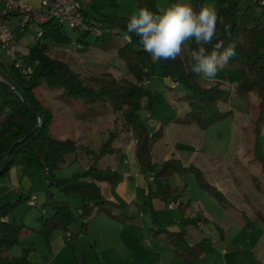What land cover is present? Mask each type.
Instances as JSON below:
<instances>
[{"label":"rangeland","instance_id":"374dc122","mask_svg":"<svg viewBox=\"0 0 264 264\" xmlns=\"http://www.w3.org/2000/svg\"><path fill=\"white\" fill-rule=\"evenodd\" d=\"M152 1L160 13L174 3L191 5V0ZM220 1L204 0L203 6L211 4L218 10ZM229 1L234 3L236 0ZM251 1L241 0L238 3L239 12ZM139 9L137 0H91L90 4L86 5V10L98 22H101L105 14H117L130 18ZM2 10L3 4L0 1V12ZM17 18L16 15H9L5 20L14 26ZM62 27L65 34L70 38L69 42L58 43L50 38H42L41 41L48 45L49 55L67 63L83 83L98 88L103 85L129 87L135 82L127 71L124 60L117 54V49L129 39L126 31L113 28L112 43L108 48L103 49L95 44L96 38L92 33L84 34V42H81L77 39L82 32L75 30L67 23H64ZM35 30L36 25H32L26 31H22L21 34H19V30L15 31L21 54H25L29 46L36 42ZM251 38L258 45L259 53L264 60V32L252 34ZM198 50L199 45L194 38L183 46L181 56L184 57L190 71L193 63L192 53ZM5 59L7 62L10 61L7 57ZM29 64L32 65L31 62ZM239 76V69L232 65L220 70L217 76L210 80L205 79L203 75L197 76L192 73L194 80L202 86L219 83L223 92L222 95L217 96V103L222 113L228 112V115L223 119L201 127L192 115L186 114L191 109L187 99L190 91L182 84H172L176 81L162 76L156 69L149 81L142 80L139 82V85H147L154 92L155 98L152 107L146 108L143 105L138 110V114L150 128V132L155 130L151 138V143H154L153 159L160 162L154 157L166 159L174 150L176 156H181L185 160L189 157L188 153L192 149V157L189 163L197 165L207 180L219 188H223L229 196L234 198L239 207L246 210V214L252 220L249 222L251 229H255L252 236H255L256 241H258L255 253L262 256L264 255V217L256 215L252 217L251 207H255V203L262 204L264 207V117L258 122L260 115L259 100L253 93L243 96L234 92L233 85ZM33 89L40 106L51 114L50 132L58 138H73L77 143L76 151L67 156L65 162L57 169L56 176H71L75 172L82 171L91 163L105 167L126 157V155L120 154L119 146L126 144L133 137V133L124 126L123 114L120 110L114 109V101L111 97L90 104L81 98H73L64 94L62 88L47 87L44 79H41ZM147 115L151 116L147 118ZM172 118H176V120ZM167 120L169 122L165 125L160 122ZM256 125H258L257 128ZM163 130H165L164 133H162ZM110 131L116 134L110 141L115 150L93 160L92 155L88 154L87 148L96 150L102 142L109 138ZM187 147H190L188 151L183 150ZM176 173H171L166 176L167 178L161 177V175L155 176V181L166 182L170 180L168 177L175 181L176 177L180 176L182 183L189 185L188 197L201 189L193 172ZM97 182L102 185V183L109 181L99 180ZM234 187L241 189L235 190ZM31 194L36 196L35 204H28L25 199ZM20 197H22L21 201L14 207L10 216L11 219L15 218L17 223H22L24 227H22L18 242L7 250V254L13 255L16 254L15 252L18 254L20 252L18 248L22 246H37V251L32 252V250L30 256L47 253L44 238L36 229L39 227L40 214L48 216L53 211L50 205L53 198L70 202L75 212L71 228L77 232L79 228L77 209L81 205L79 196L65 194L56 186L49 185V179L44 169L24 170L19 165H12L0 176V205L5 202L16 201ZM248 198L253 205H249ZM105 208L100 206L96 211ZM120 208V206H111L107 207V210L114 211ZM148 218L152 219L151 215L148 214ZM121 219H124L122 215ZM242 220L244 231H250L247 229L248 220L245 217ZM186 227L191 229L189 233L192 234L195 225L190 222L186 224ZM153 229H157V227H152ZM152 230H147V237L150 240L154 237ZM75 237L76 234L73 238ZM189 239L192 240V237L189 236ZM37 240L42 241V244L38 245ZM240 257L241 259L244 258L245 253L240 254Z\"/></svg>","mask_w":264,"mask_h":264},{"label":"trees","instance_id":"16d2710c","mask_svg":"<svg viewBox=\"0 0 264 264\" xmlns=\"http://www.w3.org/2000/svg\"><path fill=\"white\" fill-rule=\"evenodd\" d=\"M240 1L236 0L234 3L229 0L220 1L218 13L223 19V24L218 23L213 44L222 42L225 47L230 42L237 44V56L229 63V65L237 67L240 71V76L233 85L234 92L243 96L253 93L258 98L259 122L264 117V60L251 35L264 32V3H261L260 0H252L239 12L238 3ZM203 3L204 0H191V5L196 11L203 7ZM137 4L139 8L146 7L154 13H160L152 0H137ZM84 12L85 16L97 23L99 32L93 34L96 38L95 44L103 49L108 48L112 43L113 28H119L127 32L129 39L117 49V54L124 60L127 71L135 80L129 87L103 85L94 88L88 86L83 83L67 63L49 55V47L44 41H41L42 38H50L58 43L70 41L69 36L63 30V24L54 19L42 24L41 35L37 37L36 42L29 46L28 51L23 55L27 62L32 63V72L28 77L22 76L13 65L0 63V67L15 80L19 87L17 89L16 86L2 76L3 79L0 80V176L12 165H19L24 170L42 168L46 171L49 185L56 186L65 194H76L81 201L78 211L79 228L77 232L71 228L75 212L70 202L55 198L50 201L53 211L48 216L40 214L39 227L36 230L41 233L46 243L49 242L55 228L76 235L85 233L89 220L98 207L104 206L107 209V207L120 205V203L106 197L97 182L99 180L109 182L116 180L118 173L110 166L101 167L91 163L82 171L75 172L71 176H56L57 169L65 162L67 156L76 151L77 143L73 138H58L50 132L51 114L40 106L33 89L41 79L45 80L47 87L62 88L64 94L73 98H81L90 104L111 97L114 101V109L120 110L123 114L124 126L134 135V157L139 170L143 174L153 173L154 176L161 175L164 177L173 172H193L203 190L212 194L223 206H228L230 204L228 198L215 184H212L203 176L198 167L181 165L178 159L174 157L160 162L153 159L151 138L154 134L149 133L148 126L138 114V110L143 105L146 108L152 107L155 98L154 92L147 85H139V82L142 80L149 81L155 70L158 69L162 76L176 81L174 85L177 83L182 84L190 91L187 99L191 109L186 114L192 115L199 126L205 127L228 115V112H221L217 103V96L222 95L223 92L219 83L210 86L199 84L192 77L183 56L178 57L176 60L153 62L151 56L143 50L139 38L127 31L126 24L129 17L105 14L101 22H98L90 12L87 10ZM8 16V14L0 12V19H6ZM228 25H231V39H227L224 32V28ZM80 32L82 33L77 40L84 42L83 35L89 32ZM205 47L209 52L212 50V45H206ZM25 96L29 98L36 111H33L29 106ZM37 113L42 114L41 124L23 139L24 135L29 133L38 123ZM114 136L116 134L110 131L109 138L102 142L96 150L87 148L88 154L92 155L93 160L115 150L110 143ZM16 140L21 141L16 143L8 153L10 146ZM7 153V158L3 163ZM161 193L168 198H181L186 193V188L166 190ZM27 197H25L26 200ZM21 198L0 205V264H28L29 255L34 249L32 246L24 247L19 254H7V250L18 242L22 227H24L22 223H17L15 218L11 219L10 216ZM187 203L188 201L183 204L182 199H180L178 206L181 208ZM115 216L121 215L117 213ZM122 216L125 218L124 214ZM152 231L153 236L163 237L189 264H208L200 255L199 249L188 242L183 229L158 227ZM79 264H88L84 252L81 255Z\"/></svg>","mask_w":264,"mask_h":264},{"label":"crops","instance_id":"0c3cea01","mask_svg":"<svg viewBox=\"0 0 264 264\" xmlns=\"http://www.w3.org/2000/svg\"><path fill=\"white\" fill-rule=\"evenodd\" d=\"M24 1L36 4V0ZM148 116L151 115L146 117ZM172 119L176 120V118ZM160 122L165 125L169 121ZM154 131V129L152 132L149 130V133L154 134ZM153 144L152 142V155ZM176 144L179 143L176 142ZM134 146V135L126 144L119 146L120 154L126 157L119 162L107 165L117 171L118 177L114 182L99 185L103 194L120 203L121 208L114 211L97 210L89 220L87 231L76 235L75 238H73L75 234L68 237L67 232L55 228L48 243L43 239L47 253L29 255L28 264H79L83 252L88 264H189L163 237L154 236L150 240L147 237V230H152V227L183 229L188 242L199 249L200 255L208 264H255L256 262L264 264V255L259 256L255 253L258 241L255 236H252L255 232L249 224L252 220L232 196L215 184L230 202L228 206H223L212 194L201 187L202 190L199 189L188 197L189 185L182 183L180 176H177L175 181L168 177L169 181L156 182L153 173L143 174L139 170L134 157ZM188 146L191 147V145ZM190 147L183 150L188 151ZM188 155L190 158L183 160L172 150L168 158L174 157L181 164L184 163L183 165L198 167L189 163L192 149ZM154 158L159 161L165 160V158ZM183 188H186V193L181 198H168L161 193L166 190H182ZM234 189L240 190L241 188L234 187ZM171 199L178 202L182 199L183 204L187 201L188 203L181 208L177 206L172 209L167 205ZM247 202L250 206L253 205L249 202V198ZM254 205L255 207H251L252 217L255 215L264 217L262 204L255 203ZM117 213L124 214L125 218L115 216ZM148 214L152 219L148 218ZM243 217L248 220L247 229L250 231H244ZM190 222L195 225L192 234L189 233L191 229L186 227V224ZM37 243L41 245L42 241L37 240ZM24 247L18 248V251ZM33 247L32 252H36L37 246ZM243 253L245 257L241 259L240 254Z\"/></svg>","mask_w":264,"mask_h":264},{"label":"clouds","instance_id":"9594fccd","mask_svg":"<svg viewBox=\"0 0 264 264\" xmlns=\"http://www.w3.org/2000/svg\"><path fill=\"white\" fill-rule=\"evenodd\" d=\"M218 23L223 24V19L214 5L206 4L196 12L190 4L174 3L159 14L140 8L131 15L126 29L139 38L153 62L176 60L182 55L185 43L194 38L200 47L192 53L191 71L210 80L237 56L235 42L226 47L222 42L213 44ZM224 32L231 39V25ZM206 45H212L210 52Z\"/></svg>","mask_w":264,"mask_h":264},{"label":"built area","instance_id":"2783aa9c","mask_svg":"<svg viewBox=\"0 0 264 264\" xmlns=\"http://www.w3.org/2000/svg\"><path fill=\"white\" fill-rule=\"evenodd\" d=\"M3 4L1 13L16 15L18 18L14 26L5 19H0V63L13 65V67L24 77H28L32 72V65L27 62L19 52L15 31H26L28 27L36 25L35 34L42 33V24L50 19H54L61 24L67 23L77 31H85L92 34L99 32L97 23L85 16L86 5L90 0H36V4H31L24 0H0ZM264 3V0H260ZM15 27V28H14ZM9 58V62L5 58ZM3 79L0 74V80ZM36 196L31 194L27 197L29 204H34ZM176 200H170L168 207H177ZM67 236L71 233L67 231Z\"/></svg>","mask_w":264,"mask_h":264},{"label":"water","instance_id":"95a60500","mask_svg":"<svg viewBox=\"0 0 264 264\" xmlns=\"http://www.w3.org/2000/svg\"><path fill=\"white\" fill-rule=\"evenodd\" d=\"M0 74L8 81L10 82L11 84H13L14 86H16V88L18 89V85L16 84L15 80L6 72L4 71L1 67H0ZM28 103H29V106L32 108L33 111H36L33 104L30 102L29 98L27 96H25ZM38 115V123L33 127V129L31 131H29V133H27L26 135H24L23 139L26 138L29 134H31L34 130H36L39 125L41 124L42 122V114L41 113H37ZM21 139V140H23ZM21 140H16L15 142L12 143V145L10 146L9 150H8V153L11 151V149L14 147V145L16 143H18L19 141ZM8 153L5 155L4 159H3V163L5 162L6 158H7V155Z\"/></svg>","mask_w":264,"mask_h":264}]
</instances>
